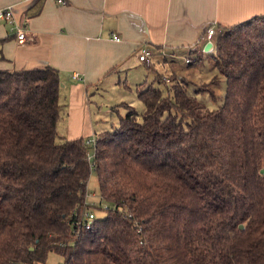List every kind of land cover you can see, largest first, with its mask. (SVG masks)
Returning a JSON list of instances; mask_svg holds the SVG:
<instances>
[{"label":"trees","instance_id":"16d2710c","mask_svg":"<svg viewBox=\"0 0 264 264\" xmlns=\"http://www.w3.org/2000/svg\"><path fill=\"white\" fill-rule=\"evenodd\" d=\"M211 38L216 72L195 86L149 48L143 111L119 103L118 127L95 137L96 203L89 138L57 130L58 70H0V264H264V14ZM96 210L90 228L71 224Z\"/></svg>","mask_w":264,"mask_h":264},{"label":"crops","instance_id":"0c3cea01","mask_svg":"<svg viewBox=\"0 0 264 264\" xmlns=\"http://www.w3.org/2000/svg\"><path fill=\"white\" fill-rule=\"evenodd\" d=\"M35 1L0 0V6H14L26 29L19 42L9 25H0V70L56 68L62 129L69 139L88 137L92 130L91 92L119 83L138 66L149 73L137 57L140 37L148 48L182 62L207 40L209 25L231 26L264 14V0H43L40 12L26 18Z\"/></svg>","mask_w":264,"mask_h":264},{"label":"rangeland","instance_id":"374dc122","mask_svg":"<svg viewBox=\"0 0 264 264\" xmlns=\"http://www.w3.org/2000/svg\"><path fill=\"white\" fill-rule=\"evenodd\" d=\"M212 48H213V44H212ZM197 54H199L198 55L199 60L195 63V65L188 67L187 63H184L181 60L182 62H177L176 65L174 66L175 68H173V72L175 75H177L178 77H184L187 80H192L194 86L201 85L203 82L208 81L216 72L213 70L212 67L213 58L210 54V51L206 53L203 50L202 51L199 50V53H196V51H194L188 55L192 59H196ZM169 55H171V53H169ZM149 75L150 73L146 72L145 69H141L138 66L130 69L126 76L125 74H123L121 76V80L119 81V83L115 81L114 84L105 87L102 86L101 89L97 91H93L94 93L92 92L90 93L89 95L90 100L93 101L91 105L95 110V117H94L95 119L93 121L92 130L90 129L87 135L90 141L91 139H95V137L99 132L111 131L114 128L118 127L119 117L121 115H124L125 113V108L119 105V103L125 102L133 106L135 110L139 113L143 111V105L137 97L136 86L137 84L145 80V76L148 77ZM193 87L191 86V88ZM220 89L218 91L217 90L215 91L216 92L215 95H217L215 97V100H213L209 94L202 95L201 100H203L205 103H207L206 99L210 100L207 103L209 108L217 107L218 104L222 102L221 95L224 91V82H222ZM62 114L63 113L60 114V118ZM57 125H58L57 130L59 135L66 137L65 136L66 131L62 129V126L64 125V122H62V118L59 119ZM87 151L90 155V159H92V153H93L92 142L88 144ZM95 183H96L95 173L94 171H91L90 178L87 184L88 193H89L87 200L96 203L99 200L98 199L99 195L97 193L98 192L97 185ZM94 212L98 217L105 215V210H96ZM62 262H63V257L61 255L54 252H50L46 257L44 264H62Z\"/></svg>","mask_w":264,"mask_h":264},{"label":"built area","instance_id":"2783aa9c","mask_svg":"<svg viewBox=\"0 0 264 264\" xmlns=\"http://www.w3.org/2000/svg\"><path fill=\"white\" fill-rule=\"evenodd\" d=\"M4 23L10 26V30L15 32V36L17 41L22 42L25 40L26 37V29L19 23L17 18L15 17V11H14V6L12 4L6 5V6H0V25ZM215 32L214 25H209L207 27V42L210 41L209 37L213 35ZM114 40L119 41L120 38L117 35H113L112 37ZM206 41L204 43H206ZM203 43V45H204ZM202 45V46H203ZM212 50V46L210 48V51ZM204 51V50H203ZM205 52V51H204ZM137 56L140 61H143L145 64L149 65L151 64L150 61V56H151V50L147 47L146 45V40L145 37H140L139 40V46L137 49ZM174 57L172 54L170 55ZM189 59L185 58V62H188ZM73 79L78 78L77 73H73L72 75ZM92 142V145L94 146L95 144V139H88L87 144H90ZM94 148V147H93ZM88 160L90 161V169L94 171V166H93V153H92V159H90V155L88 153ZM89 195V193H88ZM87 195V197H88ZM96 218V215L92 211H87L83 214L82 218H76L73 221H71V224L76 226V227H83L84 229H88L92 226L94 220Z\"/></svg>","mask_w":264,"mask_h":264},{"label":"water","instance_id":"95a60500","mask_svg":"<svg viewBox=\"0 0 264 264\" xmlns=\"http://www.w3.org/2000/svg\"><path fill=\"white\" fill-rule=\"evenodd\" d=\"M211 46H212V42L211 41H208V42L205 43V45L203 47V50L205 52H208V51H210ZM261 172H263V169L261 170ZM239 228H243V225L242 224H239Z\"/></svg>","mask_w":264,"mask_h":264}]
</instances>
